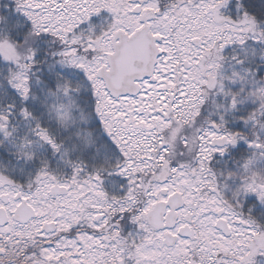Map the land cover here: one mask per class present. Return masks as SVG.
Returning <instances> with one entry per match:
<instances>
[{
    "label": "snow or ice",
    "instance_id": "snow-or-ice-1",
    "mask_svg": "<svg viewBox=\"0 0 264 264\" xmlns=\"http://www.w3.org/2000/svg\"><path fill=\"white\" fill-rule=\"evenodd\" d=\"M0 264H264V0H0Z\"/></svg>",
    "mask_w": 264,
    "mask_h": 264
}]
</instances>
